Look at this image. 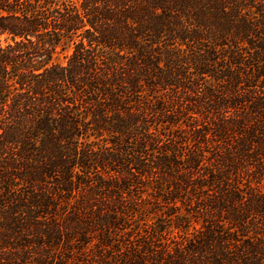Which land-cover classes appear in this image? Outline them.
<instances>
[{"label": "trees", "instance_id": "trees-1", "mask_svg": "<svg viewBox=\"0 0 264 264\" xmlns=\"http://www.w3.org/2000/svg\"><path fill=\"white\" fill-rule=\"evenodd\" d=\"M0 264H264V0H0Z\"/></svg>", "mask_w": 264, "mask_h": 264}, {"label": "rangeland", "instance_id": "rangeland-1", "mask_svg": "<svg viewBox=\"0 0 264 264\" xmlns=\"http://www.w3.org/2000/svg\"><path fill=\"white\" fill-rule=\"evenodd\" d=\"M69 51V43H63L62 45L58 46L57 53L55 55V60L57 61H64V56Z\"/></svg>", "mask_w": 264, "mask_h": 264}]
</instances>
